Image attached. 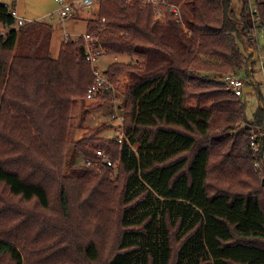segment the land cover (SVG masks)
I'll use <instances>...</instances> for the list:
<instances>
[{
  "label": "trees",
  "instance_id": "1",
  "mask_svg": "<svg viewBox=\"0 0 264 264\" xmlns=\"http://www.w3.org/2000/svg\"><path fill=\"white\" fill-rule=\"evenodd\" d=\"M185 3L182 21L168 8L159 21L138 2L101 0L89 21L107 55L132 60L107 69L115 86L129 78L123 144L101 136L104 123L72 140L73 104L95 83L82 41L54 58L39 23L0 37V264H264V154L251 146L264 111L249 120L224 82L261 43L264 0ZM0 25H16L2 4ZM86 145L118 166L114 180L109 167L65 173L72 147L71 162L97 159Z\"/></svg>",
  "mask_w": 264,
  "mask_h": 264
},
{
  "label": "rangeland",
  "instance_id": "2",
  "mask_svg": "<svg viewBox=\"0 0 264 264\" xmlns=\"http://www.w3.org/2000/svg\"><path fill=\"white\" fill-rule=\"evenodd\" d=\"M72 1V0H67ZM238 1V0H236ZM182 4H179L181 7H183L186 10H189L188 6L185 3V0L181 2ZM0 4L2 5H9L16 8L18 15L25 20L27 23L36 22L39 23L42 26H45L47 28H51L53 30L52 34V40H51V47H52V54L54 53L53 57L58 58L61 44L66 41L67 37H77L82 36L84 33L88 31V24L91 20H96L98 18V4H96L92 9H81L79 11V15L75 17L74 19H67L62 16H60L58 9L59 4L57 0H0ZM182 12H184L182 10ZM159 20V19H158ZM162 21V20H159ZM243 43L240 45L242 46ZM243 51H245L244 47L242 46ZM131 58L128 56H110V55H104L97 63V65L103 70L104 72L107 71V69L116 62H124L129 63L131 62ZM255 78L258 82H262V75L258 72H255ZM128 76L125 75L122 77L119 83L116 84L117 86V98L109 103H107L103 108L92 110L90 109V106L93 103H96V101H86L83 99H79L73 104L72 108V119H71V129L70 134L72 136V140L74 142L79 141L82 139L85 134L89 132L90 129H94L102 125L103 123L106 125L111 126V128H108L110 130L104 131L101 136H105L107 138H111L116 136L119 128H122L124 126V115L127 108V101L125 99V91L127 88L128 83ZM261 95L262 98L259 96H256L255 94H252L247 99L244 98V101L246 102V113L247 118L249 120H252L254 118V114L258 111L260 108V102L259 100H262L264 102V85L261 84L260 86ZM87 118L83 119V115L87 114ZM83 121L85 122L83 124ZM81 124L83 126L81 127ZM241 126V125H240ZM219 132L215 133L214 136H219ZM118 139V138H117ZM88 148L95 151L98 148H93L89 145ZM76 152L75 147H72L71 150L67 153V166L65 169V173L68 174L72 169L76 168V166H79L81 164V160L84 158L83 154H79L77 157L76 162H71L72 155ZM118 169V168H117ZM115 173H113V180L115 179L116 169H113ZM81 220V219H80ZM63 245V251L69 252L71 246L69 244ZM74 247V246H73ZM71 247L72 249H74ZM62 259L65 260V257L63 256ZM60 259V260H62Z\"/></svg>",
  "mask_w": 264,
  "mask_h": 264
},
{
  "label": "built area",
  "instance_id": "3",
  "mask_svg": "<svg viewBox=\"0 0 264 264\" xmlns=\"http://www.w3.org/2000/svg\"><path fill=\"white\" fill-rule=\"evenodd\" d=\"M129 3L138 2L143 7H151L154 11V16L156 19L164 21L166 18V9L168 8L170 11L174 12L178 21H182V9L180 5L171 4L167 0H126ZM59 4L58 12L60 16L67 19H74L79 15V11L81 9H92L96 4H100L101 0H57ZM4 6L9 7L12 16L16 19V25L14 27H6L0 25V37H6L13 28L19 29L25 26L27 23L23 20L19 15L17 10H12V7L5 4ZM254 13L258 14L257 10L254 9ZM259 19V17H257ZM98 20H94L95 22ZM102 22H105L103 19ZM107 27L104 25L101 28V32H103ZM252 38L260 40V45L258 47H254L249 50L248 54L253 53L254 57L252 61L246 66L243 70L242 74H231L224 77V82L227 84L228 89L234 92L237 96L247 99L252 94L261 97V84L264 85V30L257 32L256 35H251ZM72 38V40L78 42L82 41L84 44V53L87 61L92 66V71L95 76V83L88 90L86 101H96L98 100L105 91H113L117 92V86H115L109 79L107 71L104 72L97 65L98 61L106 55V49L101 44L100 36L96 35L92 30L88 27V31L84 33L82 36L77 37H67L66 39ZM247 50H245V53ZM255 72H258L262 75V82H258L255 78ZM115 97L117 95L115 94ZM260 108L264 111V102L259 100ZM118 138V142L123 144L124 141H127L128 138L125 136L123 127L119 128L118 133L116 134ZM251 146L252 149L258 153L263 152L264 154V126L262 129H254L252 130L251 135ZM136 150V148H133ZM97 155V159L86 158L84 157L81 160L80 165L85 166H94L99 170L101 168H112L116 169L118 166L114 164L106 153L97 149L95 151Z\"/></svg>",
  "mask_w": 264,
  "mask_h": 264
},
{
  "label": "crops",
  "instance_id": "4",
  "mask_svg": "<svg viewBox=\"0 0 264 264\" xmlns=\"http://www.w3.org/2000/svg\"><path fill=\"white\" fill-rule=\"evenodd\" d=\"M52 46V45H51ZM51 50H52V47H51ZM53 55H54V53H53Z\"/></svg>",
  "mask_w": 264,
  "mask_h": 264
}]
</instances>
